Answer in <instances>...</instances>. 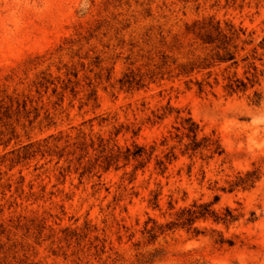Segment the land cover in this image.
I'll return each mask as SVG.
<instances>
[{
	"label": "rangeland",
	"instance_id": "rangeland-1",
	"mask_svg": "<svg viewBox=\"0 0 264 264\" xmlns=\"http://www.w3.org/2000/svg\"><path fill=\"white\" fill-rule=\"evenodd\" d=\"M210 22L245 31L237 69L213 63L200 39ZM262 41L264 0H0V264H264V76L245 95L224 90L254 49L264 72ZM126 75L141 87L122 88ZM168 104L224 155L161 146L177 126L175 112L153 124ZM101 141L159 157L176 147L177 160L160 175L154 157L131 181L134 163L106 169ZM255 168V188L223 190ZM215 196L235 224L147 233Z\"/></svg>",
	"mask_w": 264,
	"mask_h": 264
},
{
	"label": "trees",
	"instance_id": "trees-1",
	"mask_svg": "<svg viewBox=\"0 0 264 264\" xmlns=\"http://www.w3.org/2000/svg\"><path fill=\"white\" fill-rule=\"evenodd\" d=\"M203 34L200 39L202 43L206 46L212 48L214 52L212 60L213 63L222 64L232 62L231 67L237 69L239 67V62L237 58V46L234 45V41L238 40L240 35H245V31L242 29H235L233 26H226L222 28L219 22L213 24L210 22L207 26L203 27ZM261 49H264V41L259 44ZM234 50V51H233ZM243 50V49H242ZM257 49H254L251 56H246L241 60V63L245 64L243 77H239L237 72H234L232 76L227 78V82L224 86V90L229 95H245L249 90L255 88L259 85L260 78L264 76L263 71H259L255 64ZM262 59H259L261 61ZM209 65L201 67V70L209 68ZM230 68V67H229ZM195 68L191 69L189 73L194 72ZM217 83V81H215ZM122 88H126L128 91L132 90L134 87H141L140 81H135L132 76L126 75L120 80ZM198 85V90L200 93L204 91L205 84L203 82H196ZM206 86H210V83H206ZM94 96V93H92ZM261 95L254 92L253 103L260 105ZM176 113L177 126L173 127L175 130L174 134L169 135V137H164L161 146H167L170 140H176L178 146H181V154L183 156H188L190 159L196 157H207V159H213L215 157H221L224 155V148L218 137L205 136L202 134V129L200 125L190 116H182L180 111L173 109L169 104L163 109V113L160 115H154L155 121H164L166 118ZM136 136L137 134L134 133ZM99 148H101V153H108L105 160L107 161L106 169L110 168L112 165L118 167L121 161H124L126 165L134 163V174L131 181L135 180L134 175L137 171L143 170L155 157V170L159 172L160 175H165L168 171L169 165H171L175 160H177L174 150L176 147H172L171 150L164 155V157L154 156L156 152V146H151L146 148V146L138 145L133 143L131 147H126L124 149L113 146L109 148L108 144L100 142ZM208 155V156H205ZM261 180L260 169L255 168L245 173H238L237 176L228 183V188L223 190L228 192H234L236 190L249 191L255 188L256 184ZM154 207L158 208V195L155 197ZM220 197L215 196L214 202L212 203H198L194 202L188 207H183L175 215L174 219L167 222L164 225H154L152 228L147 229V233L150 234L152 238L156 237V234L160 232L164 234L165 232L172 231L177 228L186 229L195 236L201 234V231L196 227L198 221H206L211 219L216 224H222L229 227L235 224L239 220V216L236 215L231 209L226 208L224 213L219 214L213 209V205L219 202ZM170 208L173 209V205L170 203ZM255 213H252L250 222H254ZM220 244L233 245V241L225 240L220 237Z\"/></svg>",
	"mask_w": 264,
	"mask_h": 264
}]
</instances>
